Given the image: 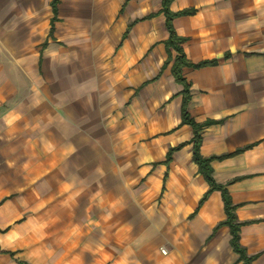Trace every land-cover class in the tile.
Listing matches in <instances>:
<instances>
[{
    "label": "crops",
    "instance_id": "1",
    "mask_svg": "<svg viewBox=\"0 0 264 264\" xmlns=\"http://www.w3.org/2000/svg\"><path fill=\"white\" fill-rule=\"evenodd\" d=\"M52 1L0 0V264H242L194 133L264 264V0H169L185 94L161 0Z\"/></svg>",
    "mask_w": 264,
    "mask_h": 264
},
{
    "label": "trees",
    "instance_id": "2",
    "mask_svg": "<svg viewBox=\"0 0 264 264\" xmlns=\"http://www.w3.org/2000/svg\"><path fill=\"white\" fill-rule=\"evenodd\" d=\"M55 2H56V0L52 1L53 10H55ZM161 3H162V10H163L164 15H165L166 29L168 31V38L165 41V46L166 47L171 46L177 53L175 55L174 61H173L172 66H171V72H172L175 80L184 85V89H183L182 93L185 94L187 92V87H186L187 84L185 83V80L181 75V67L183 65H188L190 63L185 60V58H184L185 56H184L182 49H181V46H180V43L184 40V38L177 36V34L174 32V30L171 26V19L176 15H182V14L190 13L191 9H184V10H180L178 12H170L167 8L169 0H161ZM210 63L211 62H209V61H202L198 64H194L193 66H201V65H206V64H210ZM185 101H186V99L184 98V102H183L182 108H181L182 121H191L190 119L187 118V115H186ZM192 125L194 126L193 122H192ZM192 139H193V155H192V158H193L194 162L197 163L199 171L203 174L205 180L209 184V188L204 193V195L202 196L200 202L203 199H205V197L207 196L209 191H211L213 189H219L221 191L222 200H223V204H224L225 219L223 221H221L219 224H226L228 226L229 232H230L229 243H230V246L232 247L233 251L236 252L238 255L237 260L241 261L242 264H251V260H252L253 256L247 255L244 248L239 243V227H240L241 223L236 221V217L234 214V209H235L236 205L231 203L230 197H229L226 189L224 188V186L221 184H216L212 180L211 175H210L211 170H210V166L208 164L209 160L212 157L203 158L199 155V153H198V146H199V142H200L199 135L197 133L196 134L194 133V136ZM219 157H222V156H219Z\"/></svg>",
    "mask_w": 264,
    "mask_h": 264
},
{
    "label": "built area",
    "instance_id": "3",
    "mask_svg": "<svg viewBox=\"0 0 264 264\" xmlns=\"http://www.w3.org/2000/svg\"><path fill=\"white\" fill-rule=\"evenodd\" d=\"M161 251H162L163 253H165V250H164V249H162Z\"/></svg>",
    "mask_w": 264,
    "mask_h": 264
}]
</instances>
